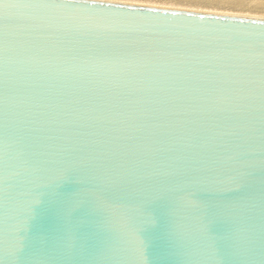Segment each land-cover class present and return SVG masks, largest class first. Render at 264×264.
I'll list each match as a JSON object with an SVG mask.
<instances>
[{
    "label": "water",
    "instance_id": "obj_1",
    "mask_svg": "<svg viewBox=\"0 0 264 264\" xmlns=\"http://www.w3.org/2000/svg\"><path fill=\"white\" fill-rule=\"evenodd\" d=\"M0 264H264V18L0 0Z\"/></svg>",
    "mask_w": 264,
    "mask_h": 264
},
{
    "label": "rangeland",
    "instance_id": "obj_2",
    "mask_svg": "<svg viewBox=\"0 0 264 264\" xmlns=\"http://www.w3.org/2000/svg\"><path fill=\"white\" fill-rule=\"evenodd\" d=\"M184 2L190 3V5L196 6H213L214 10L222 12V14H246L249 17H253L254 14L258 15L264 13V0H182ZM225 12V13H224ZM242 12V13H239ZM245 15V16H246Z\"/></svg>",
    "mask_w": 264,
    "mask_h": 264
},
{
    "label": "bare ground",
    "instance_id": "obj_3",
    "mask_svg": "<svg viewBox=\"0 0 264 264\" xmlns=\"http://www.w3.org/2000/svg\"><path fill=\"white\" fill-rule=\"evenodd\" d=\"M114 1L218 13V11L214 10L215 7L213 6L208 7V6L190 5V3L184 2L182 0H114ZM219 13H222V12H219ZM239 13H242V12H239ZM246 14H250V13L247 12V13H242V14H231V15L245 16ZM251 15H253V17H258V15H255V16L254 14H251ZM259 16H262L264 18V13L260 14Z\"/></svg>",
    "mask_w": 264,
    "mask_h": 264
}]
</instances>
